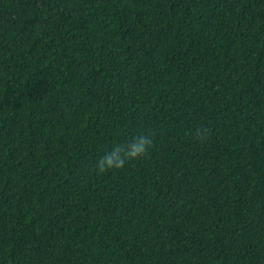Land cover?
<instances>
[{
  "label": "trees",
  "instance_id": "trees-1",
  "mask_svg": "<svg viewBox=\"0 0 264 264\" xmlns=\"http://www.w3.org/2000/svg\"><path fill=\"white\" fill-rule=\"evenodd\" d=\"M0 264H264V0H0Z\"/></svg>",
  "mask_w": 264,
  "mask_h": 264
},
{
  "label": "clouds",
  "instance_id": "clouds-1",
  "mask_svg": "<svg viewBox=\"0 0 264 264\" xmlns=\"http://www.w3.org/2000/svg\"><path fill=\"white\" fill-rule=\"evenodd\" d=\"M153 146V138L148 134L134 136L125 144H117L105 152L97 161L96 169L104 173L111 169H122L130 160L143 157Z\"/></svg>",
  "mask_w": 264,
  "mask_h": 264
}]
</instances>
